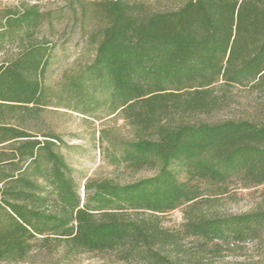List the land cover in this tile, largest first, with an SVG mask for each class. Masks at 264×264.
<instances>
[{"label":"trees","instance_id":"16d2710c","mask_svg":"<svg viewBox=\"0 0 264 264\" xmlns=\"http://www.w3.org/2000/svg\"><path fill=\"white\" fill-rule=\"evenodd\" d=\"M38 1L0 7V264L87 252L211 264L222 243L264 246V199L238 214L208 203L264 185V0H68L57 13ZM75 30L92 58L49 82ZM50 106L111 121L97 143L114 174L81 177ZM181 206L178 227L164 225Z\"/></svg>","mask_w":264,"mask_h":264},{"label":"rangeland","instance_id":"374dc122","mask_svg":"<svg viewBox=\"0 0 264 264\" xmlns=\"http://www.w3.org/2000/svg\"><path fill=\"white\" fill-rule=\"evenodd\" d=\"M68 0H40V7L44 11H52L57 13L67 6ZM19 0H0V7L14 6ZM158 6L166 7L165 0H159ZM56 56L51 62L47 78L49 82H55L59 79L62 71L69 67L73 61L79 58L82 62L92 58V49L87 45L84 38L81 37L79 31L72 32L71 35L64 37L63 41L57 45L55 49ZM0 55V59H1ZM241 102L243 98L238 96ZM234 111L240 108L232 107ZM226 112L214 115L211 119L217 117H225ZM46 120L51 122L53 128L58 131L65 140L67 146L61 147L60 150L82 178L93 175H111V167L106 165L102 159L101 148L97 143L98 129L102 122L112 124L108 120H97L87 118L77 112L66 109L64 107L50 106L45 115ZM121 121H118L120 124ZM120 180H128L148 175V171H140L138 173H130L128 171H116ZM204 197H209L204 195ZM207 199V198H205ZM264 199V185L256 187L242 188L238 184H230L229 191L226 194L218 195L209 200L212 210L219 214H238L253 210L258 203ZM206 202V201H205ZM203 201L202 203L205 204ZM182 221V206L174 209L165 215L163 219L164 225L176 228ZM186 246H190L193 242L183 240ZM196 244V242H195ZM221 250L218 254L210 258L211 264H264V246L257 240L246 239L244 241L234 243H222ZM20 264H47L41 261H26ZM67 264H126L116 261L111 253H95L87 252L77 256L71 263Z\"/></svg>","mask_w":264,"mask_h":264}]
</instances>
